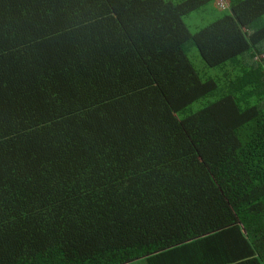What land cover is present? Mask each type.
Here are the masks:
<instances>
[{
  "label": "trees",
  "instance_id": "1",
  "mask_svg": "<svg viewBox=\"0 0 264 264\" xmlns=\"http://www.w3.org/2000/svg\"><path fill=\"white\" fill-rule=\"evenodd\" d=\"M213 2L0 0V264H264V0Z\"/></svg>",
  "mask_w": 264,
  "mask_h": 264
},
{
  "label": "rangeland",
  "instance_id": "2",
  "mask_svg": "<svg viewBox=\"0 0 264 264\" xmlns=\"http://www.w3.org/2000/svg\"><path fill=\"white\" fill-rule=\"evenodd\" d=\"M222 11L215 2L206 5L204 8L200 10L191 12L190 14L186 15L185 21L189 25L192 31L199 29L202 26L207 25L210 21L214 18L220 16ZM190 55L193 60L200 62V56L198 50L195 47L191 48Z\"/></svg>",
  "mask_w": 264,
  "mask_h": 264
},
{
  "label": "crops",
  "instance_id": "3",
  "mask_svg": "<svg viewBox=\"0 0 264 264\" xmlns=\"http://www.w3.org/2000/svg\"><path fill=\"white\" fill-rule=\"evenodd\" d=\"M199 249L194 247L192 249L191 245H188L185 248H181L180 250H176V253H178L179 251H183L181 252V254L177 257L180 259V262L178 261V263L175 262V259L172 261H167L166 260H161V259H154V261H152V264H154V262L157 260L158 262H156V264H182L183 260L186 258V260L189 262V259L192 256V253L194 254V252L196 253V251H198ZM180 253V252H179ZM184 256V257H181ZM132 264H151V262L147 261V260H141Z\"/></svg>",
  "mask_w": 264,
  "mask_h": 264
},
{
  "label": "built area",
  "instance_id": "4",
  "mask_svg": "<svg viewBox=\"0 0 264 264\" xmlns=\"http://www.w3.org/2000/svg\"><path fill=\"white\" fill-rule=\"evenodd\" d=\"M218 5L220 7H227L228 6V0H218Z\"/></svg>",
  "mask_w": 264,
  "mask_h": 264
}]
</instances>
